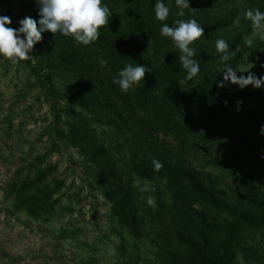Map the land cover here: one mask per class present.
Returning <instances> with one entry per match:
<instances>
[{"label": "trees", "instance_id": "obj_1", "mask_svg": "<svg viewBox=\"0 0 264 264\" xmlns=\"http://www.w3.org/2000/svg\"><path fill=\"white\" fill-rule=\"evenodd\" d=\"M32 1L29 17L38 21L39 5ZM156 2L102 0L112 12L109 23L87 46L59 32L41 34L33 49H42L43 66L35 75L50 114L45 126L50 147L27 165L37 164L32 176L6 182L0 203L6 217L23 214L28 222L49 223L62 215L61 181L51 176L57 165L44 159L52 151L67 152L69 162L79 166L82 186L107 201L110 220L118 225L114 232L125 229L135 240L147 233L163 256L166 243L175 256L184 248L185 264H234L236 233L264 224V203L254 212L243 202L249 191L237 196L225 187L221 176L230 169L216 149L236 152L261 142L264 86L217 85L225 65L238 71L240 56L264 46V38L252 37L251 21L244 17L248 9L264 12V0H187L182 17L175 0H163L170 8L165 21L155 18ZM237 16L238 27L233 24ZM25 17L19 14L18 22ZM177 19H194L204 28L191 45L200 66L191 80H185L179 50L160 35L164 24L175 27ZM245 36L253 39L251 47ZM218 39L234 53L226 62L216 53ZM128 64L150 67V72L125 93L112 81ZM154 160L163 165L159 171ZM145 181L154 190L141 191ZM152 192L159 194L154 208L147 204ZM61 231L54 234L57 240Z\"/></svg>", "mask_w": 264, "mask_h": 264}, {"label": "rangeland", "instance_id": "obj_2", "mask_svg": "<svg viewBox=\"0 0 264 264\" xmlns=\"http://www.w3.org/2000/svg\"><path fill=\"white\" fill-rule=\"evenodd\" d=\"M19 14L32 16L33 1L0 0V15L12 21L7 27H20ZM256 36L264 38V28H253L252 37ZM29 55V59L18 64L0 56V202L6 193V182L32 176L37 164L27 165L46 154L50 147L45 132L50 114L42 84L35 75L43 66L42 49L35 48ZM237 61L238 75L251 72L257 77L264 76V46ZM236 150L223 152L217 147L220 160L230 169L221 178L225 187H230L237 196L249 191L243 202L256 212L264 203V137L261 142L252 141ZM70 152L74 154L73 150ZM67 157V152L52 151L44 159L57 165L51 176L61 181L57 195L59 205L66 208L62 215L54 216L49 223L28 222L23 214L6 217L0 203V264H185L184 248L175 256L176 251L166 243L163 256L147 233L135 240L125 229L114 232L118 225L110 220L107 201L98 191L91 193L84 183L82 186L79 166L70 163ZM20 167L24 168L16 174ZM152 195L156 201L159 194L152 192ZM59 230L63 232L57 240L54 234ZM236 236L234 264H264V224L241 228ZM171 253L173 258L168 256Z\"/></svg>", "mask_w": 264, "mask_h": 264}, {"label": "clouds", "instance_id": "obj_3", "mask_svg": "<svg viewBox=\"0 0 264 264\" xmlns=\"http://www.w3.org/2000/svg\"><path fill=\"white\" fill-rule=\"evenodd\" d=\"M36 2L39 5V20L25 17L19 21V28L7 27L6 25L12 23L10 17L0 15V56L12 64L29 59L31 57L29 53L32 52L34 45L42 40L41 34L45 31L54 35L59 32L85 46L95 42L100 35L99 29L109 23L112 13L106 5L102 4V0H36ZM175 4L179 9L177 15L184 16L183 9L189 8L187 0H175ZM154 11L158 21H165L169 16L170 8L163 0H157ZM244 17L251 21L254 29L264 28V12L259 9H248L244 13ZM174 23L175 27L164 24L160 29V35L169 38L173 47L179 50L180 64L186 70L185 80H191L200 71L199 64L193 59L196 52L191 45L204 35V28L194 19L187 21L177 19ZM233 24L237 27L240 25L239 16L233 21ZM244 42L251 47L253 39L245 36ZM215 50L223 62L230 60L234 55V53H229V45L224 39L216 41ZM102 63H106V61H102ZM147 72H150V67L128 64L118 72L112 82L126 93L133 85L144 80ZM221 72L223 78L217 85L221 88L226 86V82L236 84L241 89L248 85L253 88L264 86V76L257 77L251 72L246 76H237V71L227 65ZM224 103L226 105L227 101ZM236 103L240 105L242 101ZM260 134L264 135V125L260 126ZM153 165L156 171L163 167L162 163L155 160ZM134 183L139 185V181ZM147 183L145 181V187L140 188L141 191L154 190L149 189ZM147 204L154 208L155 198L149 196Z\"/></svg>", "mask_w": 264, "mask_h": 264}]
</instances>
